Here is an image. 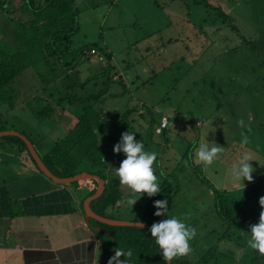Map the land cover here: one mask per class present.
<instances>
[{
  "label": "rangeland",
  "instance_id": "obj_1",
  "mask_svg": "<svg viewBox=\"0 0 264 264\" xmlns=\"http://www.w3.org/2000/svg\"><path fill=\"white\" fill-rule=\"evenodd\" d=\"M72 1L78 12V30L71 38V52L89 44L103 49L101 42H104L112 54L114 74L121 79L108 85L105 97L94 107L119 114L131 110L130 117L107 132L106 136L113 139L103 141V146L113 148L120 142L121 133L129 131L135 133L137 141L141 139L145 151L157 153L153 167L158 182L164 177L174 189L167 199L168 217L175 216L196 228V236L190 242L193 250L181 258L194 263L204 252L214 255L219 247H228V237L248 249L249 225L258 222L261 211L258 200L264 196V0ZM169 11H174L177 17L174 22L170 18L172 28L162 33L160 50L152 45L138 46L136 42L147 35L150 25L161 23L162 18L157 14L173 17ZM185 13L189 14L190 21L182 40L181 33L187 23L178 20ZM213 18L217 21H210ZM216 25L219 28L214 32L212 27ZM176 35L181 41L167 43ZM84 63L88 67L86 71L82 70L86 68ZM98 63L88 55L77 60L62 86L79 84L87 78L91 81L81 90L69 91L70 96L85 97L98 89L100 80H95L100 72ZM42 68L41 64L32 68L39 70L38 78L32 69L23 76L33 75V85H38V81L51 78ZM64 97L67 98L59 95L62 110L56 105L55 115L50 117L37 118L27 109L3 113L4 127L22 131L41 156L55 143L48 135L46 140H40V133L61 129L62 138L74 123L72 115L77 108L64 103ZM138 110L150 112L152 118L165 114L169 117L166 129L154 134L152 125L136 114ZM241 119L245 123L243 128L237 123ZM197 121L201 126H196ZM242 132L250 141L246 146L241 145ZM36 137L39 145L35 143ZM206 139L225 147L220 158L207 168L195 160L196 149ZM246 151L255 160L250 162L255 169L254 182L244 181L242 189L231 180L229 169ZM184 154L187 163L181 158ZM121 159H125L122 154L118 165ZM181 166H184L182 172L177 171ZM209 188L227 192L229 201L236 206L249 198L243 221L236 229L225 228L214 216ZM122 195L123 205L115 214L117 218L127 219L126 222L142 218L151 225L166 218L154 215L156 209L153 204L149 205L150 197L146 194L132 208L125 203V190ZM224 236L227 239H216ZM225 258L218 264H232L230 256Z\"/></svg>",
  "mask_w": 264,
  "mask_h": 264
},
{
  "label": "trees",
  "instance_id": "obj_2",
  "mask_svg": "<svg viewBox=\"0 0 264 264\" xmlns=\"http://www.w3.org/2000/svg\"><path fill=\"white\" fill-rule=\"evenodd\" d=\"M0 15L5 16L2 24L4 29L8 30L4 31L8 40L6 42L0 40V132L15 131V129L4 127L3 113H11L22 104L30 114H34L37 118L50 117L56 105H59L62 110L63 106L60 105L62 99L59 95L66 96L64 103L72 104L77 108L72 115L74 123L65 136L55 142L49 151L38 157L54 177L69 178L80 173H87L100 178L104 182V189L102 194L91 202V207L98 216L115 220L114 217L107 216L105 211L107 209L114 211L117 206L120 198L119 181L115 176L114 166L109 168L106 163L109 151L107 153L103 141L113 139V136H106L107 132L114 129L119 122L130 117L131 110H125L119 114L116 111L103 112L94 107L105 97L108 85L121 80L119 76L112 80L115 74L112 72L113 67L109 55L100 49L105 63L100 66V72L95 78V80H100L98 89L85 97L70 96L69 91L83 89L86 82L91 79L87 78L75 85L62 86L63 82H67V74L84 52L88 53L90 49H97L95 44H89L71 52V38L78 30V12L73 1L0 0ZM210 21L216 22V19L213 18ZM95 59L97 60V57ZM39 64L50 73L51 78L47 81L42 80L43 82L37 80L39 84L33 85V75L23 76V74ZM32 70L36 78L40 77L39 70ZM48 102H51V105ZM138 116L144 118L146 123L148 122L152 127L155 123L159 124L158 121L153 120L150 112L146 111ZM20 135L23 134L20 133ZM1 139L14 143L18 152L23 153L24 157L35 167L24 144L17 137L5 136ZM181 158L185 162L187 157L184 154ZM183 168L184 166H181L177 171L182 172ZM199 181L205 183L202 179ZM159 184L160 193L150 197L149 205H154L157 200H167L174 191L170 182L164 177L160 179ZM208 190L213 196L214 216L225 228L236 229V225L243 221L244 210L249 198L236 206L229 201L227 192L219 193L210 188ZM132 222L146 223L151 227V224L144 222L142 218ZM94 223L108 232V236L96 233L108 242L103 256L112 247L110 238L114 242V252L101 264H107L109 258L115 254L116 248L132 251L130 264H165L160 249L150 232L135 227H110ZM216 239L224 240L227 236L221 239L216 237ZM227 245L228 247H219L215 250L214 255L210 251L202 253L194 263L178 258L173 259L171 264H218L227 256L231 257L232 264H264V256L255 250L246 249L238 242L231 241L229 237ZM213 249L214 246L211 251Z\"/></svg>",
  "mask_w": 264,
  "mask_h": 264
},
{
  "label": "crops",
  "instance_id": "obj_3",
  "mask_svg": "<svg viewBox=\"0 0 264 264\" xmlns=\"http://www.w3.org/2000/svg\"><path fill=\"white\" fill-rule=\"evenodd\" d=\"M147 5L153 6L150 3ZM154 5L157 4L154 2ZM157 11L158 9L155 13ZM169 12L173 13V17H169L170 14L168 16L157 14L158 17L162 18L161 23L157 26L150 25L151 30L146 32L147 35L136 42L138 46L145 48L152 45L155 49L160 50L163 45L160 40L162 33L172 28L170 18H173L172 22H174L177 17H174V11ZM3 20H5V16L0 15V40L6 42L8 36L5 32L8 30L4 29ZM189 21V14L187 13L182 14L178 20V22L187 23L181 33L182 40L185 39L184 34ZM146 22L149 23L147 20ZM218 28L219 26L216 25L212 27V30L216 32ZM151 38L153 40L150 42L149 39ZM97 40L100 42L101 38L97 36ZM175 40L181 41L179 35L171 40L168 39L167 43ZM101 45L103 47L101 50L110 57L112 72H114L112 54L107 50L104 42H101ZM94 50L102 56L99 48ZM85 55L88 53L84 52L83 56ZM103 59V63L99 62L101 65L98 63L100 66L105 63V58L103 57ZM96 62L98 61L96 60ZM85 65L86 68L82 69L84 71L88 68L87 64L84 63ZM116 76L115 74L112 80ZM20 107L26 109L25 105L21 104ZM142 113L140 110L136 112L138 115ZM161 116L166 115L159 113L156 118H153L154 121L159 123ZM167 118L168 125L169 117ZM157 126L156 123L153 126L154 134H161L166 129L165 127L156 133L154 130ZM196 126H201V124H196ZM60 130L49 129L48 134L40 133V140H46V135H48L49 139L51 138L50 141L55 143L61 139ZM15 131L25 136L22 131ZM2 137H0V264H97L102 259L108 242L103 237L96 235L99 232L91 230V227H102L95 224L94 222H99L93 219H89L87 224L82 210L83 201L93 195L97 189V181L91 178H82L66 185L54 184L42 176L24 157L23 153L18 152L14 143L5 141L1 139ZM39 137L34 138L36 145H39ZM137 139L141 141L140 138ZM28 141L30 142L29 139ZM106 148H109L106 163L109 168L112 166L118 168L117 163L123 153L116 155L113 153V148L109 146ZM36 154L38 155L37 152ZM116 156L117 159H115ZM116 178L118 177L116 176ZM123 191L119 185L120 198L117 206L114 211L107 209L105 214L114 217L115 220L127 221V219H120L115 216L118 214L119 207L123 205L121 201ZM91 192L93 193L90 194ZM93 200L89 201L88 206L97 215L91 207Z\"/></svg>",
  "mask_w": 264,
  "mask_h": 264
},
{
  "label": "clouds",
  "instance_id": "obj_4",
  "mask_svg": "<svg viewBox=\"0 0 264 264\" xmlns=\"http://www.w3.org/2000/svg\"><path fill=\"white\" fill-rule=\"evenodd\" d=\"M237 123L240 127H245L243 119L237 121ZM134 134L129 131L121 133L120 142L112 149L114 154L123 153L125 156L119 167L114 168V172L119 178L121 189L127 193L125 203L131 208L142 195L146 194L148 197H153L159 194L161 190L153 167L157 159V153L145 151L143 143L137 141ZM241 136V145H248L250 143L248 136L243 132ZM224 152L225 147L206 139L196 149L195 160L207 168L213 165ZM251 161H255L253 155L247 151L243 152L238 161L233 163L229 169L231 180L237 182L242 189L245 187L244 181L254 182L252 174L255 169L252 167ZM258 203L261 208L259 220L257 223L249 225L247 233H250V238L247 240V245L264 256V196L259 198ZM167 205L168 201L166 199L157 200L154 203L153 206L156 209L154 215L166 218L154 222L148 230L159 247L163 260L166 264H171L173 259L187 256L192 252L190 242L196 236V228L175 216L168 217ZM137 226L140 229L144 227L141 222ZM121 257H124V259H121ZM131 257V250L125 251L116 248L115 254L109 258L107 264H130Z\"/></svg>",
  "mask_w": 264,
  "mask_h": 264
},
{
  "label": "water",
  "instance_id": "obj_5",
  "mask_svg": "<svg viewBox=\"0 0 264 264\" xmlns=\"http://www.w3.org/2000/svg\"><path fill=\"white\" fill-rule=\"evenodd\" d=\"M2 136L17 137L24 144L26 151H27L29 157L31 158V160L33 161L37 171L42 176H44L45 178H47L48 180H50L54 184L66 185V184L75 182L77 180H80L82 178H91V179H94L97 181V189L95 190L93 195L86 198L82 204V210H83L84 218H85V221L87 224H88L89 219H93V220H95V221H97L103 225L110 226V227H135V228H139L137 225H139L140 222H126V221H120V220H108V219H104V218H101V217L95 215L90 210V208L88 206L89 201L98 198L101 195V193L103 192V185L104 184H103V181L101 179L94 177V176H91V175L86 174V173H80V174H77V175L69 177V178L54 177L53 175L50 174V172L42 164L38 155L34 151L31 143L24 136L20 135L19 133L15 132V131H12V130L0 132V137H2ZM143 225H144V227L142 229L149 232L148 229L150 228V226H148L146 223H143ZM91 230L108 236V232L102 228L91 227ZM110 241H111V245H112L110 251L106 255H104L102 257V259L97 264H101L105 259H107L114 252V242L111 240V238H110ZM165 264H166V262H165Z\"/></svg>",
  "mask_w": 264,
  "mask_h": 264
},
{
  "label": "built area",
  "instance_id": "obj_6",
  "mask_svg": "<svg viewBox=\"0 0 264 264\" xmlns=\"http://www.w3.org/2000/svg\"><path fill=\"white\" fill-rule=\"evenodd\" d=\"M88 55L97 57V61L100 62V63L104 62L103 57L101 55H99L94 49H90L88 51ZM166 124H167V117L166 116H161L160 119H159V124H158L157 128L154 131L156 133H159V130L165 128ZM196 124L199 125L200 123L197 122Z\"/></svg>",
  "mask_w": 264,
  "mask_h": 264
}]
</instances>
